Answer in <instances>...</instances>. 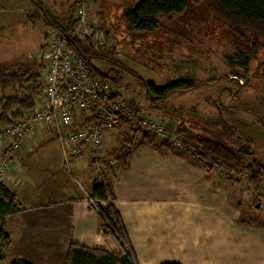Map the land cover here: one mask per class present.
I'll use <instances>...</instances> for the list:
<instances>
[{"label":"rangeland","instance_id":"1","mask_svg":"<svg viewBox=\"0 0 264 264\" xmlns=\"http://www.w3.org/2000/svg\"><path fill=\"white\" fill-rule=\"evenodd\" d=\"M137 1L88 0L87 2L89 26L93 33L83 39L89 42L93 50L103 55H107L111 46H116L117 53L114 58L123 65L118 67L119 70L117 71L122 77L119 89L120 98L137 115H146L152 123L158 126L157 128L162 133L167 135L176 136L175 128L179 122L188 124L194 130L209 127L217 132L221 131V125L226 123L233 128L232 138L240 144L248 145L252 151V157L264 166V123L259 120L260 117L264 121V48L260 49L257 55L252 58L251 64H255V68L252 69L251 66L250 73L249 69L244 67L241 69L236 68V63H245L248 60L246 55L239 56L235 54L236 49L241 48L242 44L233 33L227 31L225 26L218 23L211 16L205 0L195 2L188 0V7L185 12L175 14L169 19L164 16L160 17L161 25L157 30L153 43L156 50H154V53L151 51L145 53V47H140L139 44L132 46L128 43V40H121L123 37L121 15L127 7L133 6ZM38 2L53 18L66 19L73 0H38ZM75 10L76 7L74 12ZM101 29L107 35L106 39L100 36ZM52 32L56 31L49 27L43 12L31 0H0V64L14 66L22 61L32 59L36 55L40 58L39 55L42 54L45 41L49 39ZM112 34L115 35L113 40L110 39ZM42 62L43 72L45 73L46 62L45 60H42ZM96 65L105 71L110 69V64L105 60L96 62ZM137 76L145 80H151L155 84H163L176 78H189L197 82V85L192 90L175 92L168 96L164 103L154 104L153 106L146 97ZM3 126H0V128H3ZM39 131H43L42 133L44 131L51 132L49 126H38L17 151L13 152L14 156L17 153H24L28 145L30 146L33 143L30 140L34 133ZM110 131H112V134H109ZM121 131L115 128L107 130L108 136L105 134L102 138L100 148L102 154L110 156L112 149L120 145ZM53 136L61 154V169L71 178L72 186L77 190L78 195H81L80 199H84V202L89 203L98 213L102 226L103 224L109 226V222L102 218L99 208H97L98 203L86 196V194L91 196V186L94 179L98 177L96 162L91 161L87 153H81L77 157H71L69 159L71 163L66 165L57 139L54 134ZM176 137L179 138L178 135ZM7 142L8 140L5 139L0 144V154L2 158L5 156L7 158L3 173L4 181L10 178L11 155L13 154L11 153L10 156L5 154L4 149ZM34 145L32 144V149L38 148V145ZM143 146L148 145H135L131 149L128 168H120L119 173L129 170L133 155L137 150H141L140 148ZM147 149L156 156V159L158 155L165 157L172 154V152L185 157L189 154L188 151L176 146L174 148L170 146L166 150L150 144ZM40 150L39 146V150L36 149L32 153V163L28 162V155L20 159L21 170H25L23 174L28 175L23 180L25 178L38 179L43 175L45 179H51L52 182L56 183L57 178L54 175L52 178L51 172L49 173L50 168L47 161L42 163V159H46V152L41 155L39 154ZM47 150L50 149L47 148ZM39 155H41V158H39ZM188 156L199 169L200 184H203V186H205L204 184L209 185V189L205 190L206 194L211 196L213 193L212 197L215 200L219 198L222 202L221 208L225 210H221L222 214L214 213L212 215L206 211H198L193 207L189 209L166 207L165 210L168 211L181 209L176 224L182 226L183 234L167 235V240L165 239L164 243L159 239L154 240L158 252L156 255L173 253L174 259L180 260L183 264H207L206 248L210 246L208 244L212 240L208 230H222L223 227L225 228V234L229 235L226 236L225 241L223 236L216 240L221 239L219 242L220 244L224 242V248L230 246L233 250H237V255L241 254L239 253L240 249L250 247L256 242L264 245V181L257 182L255 186L251 185L247 180L251 173L249 170L244 171L241 176H233L232 181L229 179L231 174L229 175L226 170L208 169L206 166L195 162L191 155ZM37 161H40L41 165H46V169H42L45 174L38 169L41 168V165ZM73 164L81 167L83 172L77 175L73 170ZM174 165V161L164 163L166 168H172ZM61 169H57V171H61ZM39 172L41 175H39ZM49 176L51 177L49 178ZM138 178L139 176H136V179ZM66 187V190H68L69 185L67 184ZM138 188L139 184L136 185L131 182L123 195L127 199L133 196L141 198L144 195L154 197L162 195L161 191L154 189L155 186L152 184L147 183L144 191L142 188V192L138 191ZM200 190L203 192L202 189ZM66 193L63 192V194ZM181 194L183 195V192ZM114 204L118 210L116 203ZM256 204H259V206L257 207ZM137 208L145 211L146 221L151 225L153 217L149 210L152 207L146 206V204H138L134 206V210ZM228 210L236 212L234 220L243 227L231 226L232 223H228L229 220L233 221L232 218L228 219L225 214L223 215ZM246 226L262 228L261 233L255 232V229ZM109 233L118 241L120 245L118 251H110L101 247L94 248L121 254L129 253L132 260H134L128 243L123 238L113 234L112 231H109ZM3 243H6V241L0 239V244ZM182 245V250L174 251V246L178 248ZM60 248L58 245L55 246L56 251H60ZM29 253L30 251H26L20 254L25 256ZM222 255V263L211 261L209 264H230L232 262L229 261L228 257H225L223 250ZM65 256L64 259L62 257L59 260L58 264H64ZM12 262L10 261V264ZM262 263L264 264V257Z\"/></svg>","mask_w":264,"mask_h":264},{"label":"crops","instance_id":"2","mask_svg":"<svg viewBox=\"0 0 264 264\" xmlns=\"http://www.w3.org/2000/svg\"><path fill=\"white\" fill-rule=\"evenodd\" d=\"M39 132L34 133L30 140V142L33 141L34 146L38 145V148L32 149L31 144L28 145L24 153H17L14 156V152L11 155L10 178L3 181V184L14 193L18 209L6 218L3 225V232L7 235L9 242L0 244V264H10V261L19 264H58L62 257L64 259L65 252L71 242L118 251L120 246L118 241L109 232L103 230L98 213L89 203L86 201L85 203L84 199H80L81 195H78L77 190L72 186L71 178L61 169V154L53 134L50 131ZM109 134H112V131ZM106 136H108L107 132ZM159 141L157 142L160 143L161 141ZM144 145L149 146V144ZM39 146L41 148L39 154L44 155L46 152V159H42V163L47 161L50 168L49 173L51 172L52 178L53 175L57 178L56 183L51 179H45L43 175L38 179L25 178L23 180L28 175L23 174L25 170L24 168V171L21 170L19 161L28 155V162L32 163L31 155L36 149L39 150ZM148 146H143L140 148L141 150L135 152L128 171L118 172L116 177H113L111 184L115 203L124 222L130 249L137 264H163L174 261L183 264L180 260L174 259L173 253L156 255L158 252L154 240L159 239L164 243L163 241L167 240V235L183 234L182 226L176 224L181 209L168 211L165 208L189 209L193 207L198 211H206L212 215L214 213L222 214L221 210L225 209L221 208L222 202L219 198L215 200L212 197L213 193L211 196L206 194L205 190L209 189V185L200 184L199 169L191 162L189 154L185 157L172 152L165 157L158 155L156 159V156L147 149ZM160 148L168 150V148ZM17 155L20 156L17 157ZM169 161L175 163L172 168L164 166V163ZM37 163L41 165L40 161ZM45 166L41 165V168H37L45 174L43 171L46 169ZM72 167L77 175L83 172L77 164H73ZM57 169H61V171H57ZM136 176L139 178L136 179ZM131 182L139 184L137 190L140 192H142V188L144 191L147 183L152 184L155 186L154 189L161 191L162 195L158 197L144 195L141 198L133 196L127 199L123 194ZM67 184L69 185L68 190H66ZM94 184L95 179L91 189ZM180 184L181 186L178 187ZM63 192L67 193L63 194ZM138 204L152 207L149 210L153 217L151 225L146 221L145 211L139 210V208L134 210V206ZM129 206L130 208H128ZM224 214L228 219H233V221H228L229 224L232 223L231 226L243 227L234 220L236 212L228 210ZM255 226L246 227L261 233L262 228ZM208 234L212 240L208 244L210 246L206 248L207 264L211 261L222 263V250L225 257L232 261L230 264H263L264 245L260 242L255 243L253 240L255 244L250 247L246 245L247 248L240 249L239 253L241 254L237 255V250H233L230 246L224 248V242L220 244L219 240L221 239L216 240L223 236L225 241L226 236L229 235L225 234L224 227L222 230H208ZM56 245L61 247L60 251L55 250ZM182 247L183 245L178 248L174 246V251L182 250ZM26 251H30V253L25 256L20 254ZM163 252L166 253L164 250Z\"/></svg>","mask_w":264,"mask_h":264},{"label":"trees","instance_id":"3","mask_svg":"<svg viewBox=\"0 0 264 264\" xmlns=\"http://www.w3.org/2000/svg\"><path fill=\"white\" fill-rule=\"evenodd\" d=\"M197 0H192L195 2ZM211 16L227 31L233 33L242 44L236 49V55H246L248 60L245 63H236V68H255L252 65V58L260 49L264 48V0H205ZM38 7L50 28L58 34L71 33L65 40V49L73 52L86 65L91 76L108 82L114 92V98H120V87L122 77L118 74V67L123 66L114 58L117 53L116 46H111L107 55L96 52L86 40L79 38L73 31L76 25L74 9L78 0H73L69 7L66 19H55L49 15L41 6L38 0H31ZM188 0H138L130 5L121 15L123 23L122 41H127L132 46L145 47V53H154L156 46H153L154 37L161 25L160 17L169 19L175 14L185 12L188 7ZM103 31V29H101ZM104 32V31H103ZM105 34V32H104ZM107 35L105 34V38ZM110 39H115L112 34ZM120 40V39H119ZM117 40L118 42H121ZM46 43V41H45ZM152 48L153 51H152ZM41 58L33 56L32 59L22 61L9 66L0 64V126L8 125L13 120L21 118L25 112L35 106L36 99L42 91L43 62ZM105 60L110 64V69L105 71L96 65V62ZM252 66V67H251ZM251 67V68H250ZM133 72V71H131ZM130 72V73H131ZM135 75V74H133ZM136 76V75H135ZM138 80L145 91L150 103L161 104L171 94L179 91H188L196 88L197 82L189 78H176L168 80L163 84H155L151 80L138 77ZM10 92H7V91ZM259 120L264 123L262 118ZM221 131L203 127L194 130L188 124L179 122L175 128V134L181 138L187 146L189 155L198 164L208 169L226 170L233 181V176H241L244 171H251L247 180L251 185L264 181V166L252 157V151L248 145L240 144L232 138L233 128L226 123L222 124ZM126 127V129H125ZM121 131V143L112 149L110 156L104 155L103 161L109 157L118 161L121 169L128 168V159L131 149L135 145L151 144L152 146L170 148L175 147L169 142V137L158 139L152 133L146 135L137 143L129 140L127 119H121L118 125ZM175 136V135H174ZM157 140H160L158 143ZM155 143V144H154ZM186 153V152H185ZM91 195L98 203L97 208L102 218L109 222L103 224V230L112 231L116 236L123 238L128 243L127 233L116 206L112 184H95L91 189ZM18 209L16 197L3 183L0 182V239L7 241L8 237L3 232L5 219ZM134 257V256H133ZM11 264H19L12 262ZM64 264H137L132 260L129 253L109 252L100 248L88 247L71 242L67 248ZM163 264H180L178 262H166Z\"/></svg>","mask_w":264,"mask_h":264},{"label":"built area","instance_id":"4","mask_svg":"<svg viewBox=\"0 0 264 264\" xmlns=\"http://www.w3.org/2000/svg\"><path fill=\"white\" fill-rule=\"evenodd\" d=\"M87 2L78 0L75 10L76 25L73 31L82 39L93 33L89 26ZM70 34L52 32L46 40L39 55L46 62L45 73L42 74V91L35 106L21 118L0 128V144L8 140L4 149L6 155L16 152L38 126H49L65 164L71 163V157L87 153L91 161L96 162L98 177L95 182L106 184L119 172L120 165L110 157L103 161L104 154L100 150L102 138L107 130L117 129L121 119L128 120V137L134 143L139 142L146 133H152L158 139L169 137L172 145L187 149L181 138L162 133L146 115H137L122 98H114L108 82L91 76L84 62L65 49V40ZM99 34L106 39L103 31ZM5 161L6 156L2 158L0 154L1 183L4 181ZM86 196L96 201L92 195Z\"/></svg>","mask_w":264,"mask_h":264},{"label":"water","instance_id":"5","mask_svg":"<svg viewBox=\"0 0 264 264\" xmlns=\"http://www.w3.org/2000/svg\"><path fill=\"white\" fill-rule=\"evenodd\" d=\"M256 206L258 207V206H259V204H256Z\"/></svg>","mask_w":264,"mask_h":264}]
</instances>
